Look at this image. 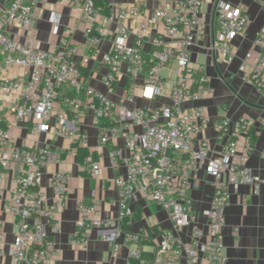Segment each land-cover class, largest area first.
<instances>
[{
  "label": "built area",
  "instance_id": "1",
  "mask_svg": "<svg viewBox=\"0 0 264 264\" xmlns=\"http://www.w3.org/2000/svg\"><path fill=\"white\" fill-rule=\"evenodd\" d=\"M41 1L44 0H0V50L3 53L0 96L28 99L32 91L38 93L33 102L16 105L13 109L16 120L30 121L32 133H46L69 145H85L87 136L81 124L85 114L90 112L98 126L101 144L115 142L119 137L125 139L123 148L109 151L111 166L124 169L123 174L114 179L119 194L117 217L102 218L96 190H92L89 203L79 202L75 243L84 245L93 229L115 226L116 222L122 223L134 215L130 204L141 196L165 213L170 226L162 229L158 221L150 220L146 228L128 233L124 243L137 245L130 250L129 257L140 259L142 250L148 248L152 258L149 262L142 260V264H226L222 228L226 222L224 211L230 202L228 186L249 184L257 187L264 185V179L254 175L245 165L252 148L249 140L251 120L243 115L214 120L213 127L223 139L215 152L208 140H197L208 120L205 108L184 107L187 102L213 93L212 87L206 85L207 77L198 74L193 67L190 54L202 29L203 7L209 0H165L151 13L145 12L148 0H136L137 5L132 7L122 2H109L107 19L115 23L116 29L110 50L101 56L107 69L102 81L109 89L119 79L124 64L127 101L132 102L135 95L153 99L164 92L162 69L170 60L174 61L175 79L168 91L170 104L132 108L109 99L84 80L81 69L92 57L79 45L43 49L37 44L34 37L36 4ZM259 3L264 9V0ZM82 11L90 22L85 29L87 43L95 47L104 29L94 23L98 10L93 0H82ZM127 20L136 23L133 29L125 24ZM49 21L56 33L60 14L51 11ZM214 23L212 50L225 63H231L233 40L246 31L250 15L239 6L217 0ZM9 25L26 31L25 40L8 36L4 28ZM150 31L166 38H178V43L173 48L162 39L156 41L158 47L151 51L154 65L145 71L144 38ZM256 44L259 48L257 59L244 79L264 94V26L257 34ZM12 66L30 68L27 85L17 77L4 76ZM139 77L140 85L136 82ZM63 88L66 93H61ZM58 99L65 108L63 112H55ZM61 161L59 151L38 143L19 145L10 131L0 126V197L6 172L16 167V184L9 208L16 232L6 246L5 233L0 229V264L7 255L10 264H55L57 248L49 232H60L57 213L66 202L71 175L65 171L52 174L50 202L41 183L44 169ZM82 167L94 178L100 175L101 163L91 151L83 158ZM201 170L212 178L214 189L210 207L202 211L203 223L193 211L189 196ZM154 226L162 231L159 235L150 233L149 228ZM143 240L151 241V245L140 246ZM120 250L119 244L112 247L110 264L118 263Z\"/></svg>",
  "mask_w": 264,
  "mask_h": 264
},
{
  "label": "crops",
  "instance_id": "2",
  "mask_svg": "<svg viewBox=\"0 0 264 264\" xmlns=\"http://www.w3.org/2000/svg\"><path fill=\"white\" fill-rule=\"evenodd\" d=\"M162 1L165 0H148L145 12L151 13ZM216 1L209 0L204 5L201 13L202 29L190 49L193 67L198 74H204L207 77L206 85L212 87L213 93L197 101L187 102L184 107L202 106L205 108L208 120L204 123L197 140H208L212 151L215 152L220 149L223 139L213 127L214 120L223 116L234 119L240 115L251 120L253 127L250 131L253 133L254 142L245 165L254 175H259L264 179V94L244 79L259 53L256 38L264 26V9L259 0H225L234 6L241 7L250 15V23L246 31L233 40L234 59L231 63H225L212 50ZM109 2H122L130 7L137 5L136 0H109ZM51 11L60 14V23L56 33L52 31V24L49 21ZM109 11L107 13L104 10L98 11L94 23L104 29V35L97 46L89 47L85 29L90 22L82 11V0L41 1L36 4L37 25L34 37L43 49H57L67 44L79 45L82 51L92 57L89 63L82 67V77L109 99L126 104L131 108L169 105L168 91L175 79L173 60H170L161 71L164 82L163 94L154 96L153 99L135 95L132 102L127 101L128 88L124 64L121 66L119 79L112 89L103 83L102 77L107 69L101 62V56L110 50L116 29L115 23L107 19ZM125 24L129 29H133L136 25L131 20H127ZM4 32L20 41L25 40L27 36L26 31L13 25L5 27ZM161 39L173 48L177 46L178 38H166L161 33L150 31L144 38V54L158 47L155 42ZM2 54L0 50V59ZM4 76L17 77L27 85L30 79V68L12 66L4 73ZM141 77L136 81L138 85L141 83ZM61 93H66V89L63 88ZM37 95L38 93L32 91L31 98L28 99H20L17 96H0V126L7 128L19 145L30 146L38 143L60 152L62 161L47 166L43 171L41 187L46 191L49 202L52 199L50 188L52 174L56 171H65L71 175L66 202L63 209L57 213L60 220V232L54 233L51 230L49 232V237L54 240L57 248L55 264H110V253L115 244L121 246L117 264H129V252L137 245L124 243L128 233H136L146 228L150 220L158 221L162 229L170 226L165 213L141 196L130 204L134 210H139L142 215L140 219H137L134 214L122 223L116 222L115 226L93 229L84 245L76 244L74 241L79 202L89 203L92 199V190H96V199L102 218L116 219L117 217L119 194L114 179L123 174L124 169L111 166L109 151L115 147L123 148L124 137H119L115 142L109 141L107 144H101L99 129L92 113L85 114L81 128L87 140L85 145L80 146L91 151L94 158L101 163L100 175L94 178L83 169L73 145L67 144L61 138H52L46 133H32L30 121L16 120L13 110L16 105L29 104L36 99ZM64 110L61 100L58 99L55 102V112ZM242 153L243 149L240 147L239 154L242 155ZM211 181L212 178L201 170L198 181L189 190L193 211L199 214L200 223L204 222L202 211L210 207L213 196L214 189ZM15 184L16 167H13L5 174L4 189L0 197V229L5 233L6 246L12 242L16 232L15 219L9 209ZM228 189L230 202L224 211L226 222L222 228L224 253L227 256L226 264H264V185L255 187L249 184H238L229 185ZM1 264H10V257L5 256Z\"/></svg>",
  "mask_w": 264,
  "mask_h": 264
},
{
  "label": "trees",
  "instance_id": "3",
  "mask_svg": "<svg viewBox=\"0 0 264 264\" xmlns=\"http://www.w3.org/2000/svg\"><path fill=\"white\" fill-rule=\"evenodd\" d=\"M108 4H109V0H93V5L98 11L104 10L107 13L109 10ZM151 51L152 50L148 51L144 55V59H145L144 70L145 71H148L154 65V60L151 59ZM82 70L83 69H81V73H82ZM102 123H105V122L102 121ZM249 140L252 143L254 142V137H253L252 131H249ZM73 146L76 148L77 159L79 160L80 163H83V158L88 153V150L86 148L78 145L77 143H74ZM134 214H135V217L137 219H140L142 216L138 209L134 210ZM149 231H150V233H153L154 235H159L162 232L161 230H158V228L156 226L149 228ZM139 245L140 246H150L151 241L143 240V241L139 242ZM151 258H152V252H150L149 250H142L140 259H136L134 257H129V264H142V260L149 262Z\"/></svg>",
  "mask_w": 264,
  "mask_h": 264
}]
</instances>
